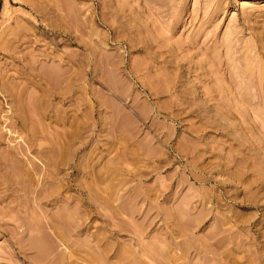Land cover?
Segmentation results:
<instances>
[{"label": "rangeland", "instance_id": "rangeland-1", "mask_svg": "<svg viewBox=\"0 0 264 264\" xmlns=\"http://www.w3.org/2000/svg\"><path fill=\"white\" fill-rule=\"evenodd\" d=\"M17 23L0 264H264V0H0V67Z\"/></svg>", "mask_w": 264, "mask_h": 264}, {"label": "bare ground", "instance_id": "bare-ground-1", "mask_svg": "<svg viewBox=\"0 0 264 264\" xmlns=\"http://www.w3.org/2000/svg\"><path fill=\"white\" fill-rule=\"evenodd\" d=\"M19 29H20V25H18V23L12 27L8 26L4 31L5 36H8V37L7 38L4 37L5 40L1 42V44L5 45V51L3 52L5 55L4 57H7V59L9 57L11 61H7V64H5L6 67L4 68L0 67V125L2 122H6L9 128L15 129L17 124H21V128H22L21 130H24L27 126L23 118V114L25 110L23 92L24 90H26V88L25 86H23V87H20L21 88L20 89L19 88L20 82L18 80L24 77L23 76L25 73L24 69H28V70L33 69V66L29 60H28L29 63H26L25 59H22V57H19L17 55L19 47H21L22 45V41H21L22 38L20 39L16 37L17 31ZM12 37H14L13 40L11 39ZM11 69H14L15 73H10L9 71ZM34 86L40 87L38 80H34ZM2 97L6 99L5 103L1 99ZM6 103L9 105V109L7 110L5 109ZM18 132L22 133V131H18ZM1 137L2 136L0 135V140H1ZM22 150L23 149H21V151ZM21 151L19 147H16V149L12 150V155L17 157V155L21 154ZM38 152L40 153L41 157L51 160L52 152H45L43 151V149L39 150ZM58 154L60 155L59 151H58ZM33 164H34V167L36 168L41 167L38 163L32 161V165ZM196 252L198 256H200L201 258H204L203 260L206 263H209L213 259V256L215 254L214 251L211 249V247L205 246V244L203 243H201L198 246V248L196 249ZM229 258H230L229 255L226 256L224 260V264H243L244 263L241 260V258H236L233 260H230ZM250 263H251V260L247 264H250Z\"/></svg>", "mask_w": 264, "mask_h": 264}]
</instances>
